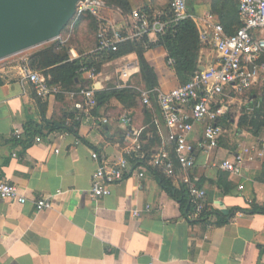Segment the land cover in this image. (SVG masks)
Instances as JSON below:
<instances>
[{
  "label": "crops",
  "instance_id": "0c3cea01",
  "mask_svg": "<svg viewBox=\"0 0 264 264\" xmlns=\"http://www.w3.org/2000/svg\"><path fill=\"white\" fill-rule=\"evenodd\" d=\"M170 1L139 0V10L148 7L157 16ZM214 3L189 0V11L200 19L213 13ZM108 24L122 31L127 25L118 18L108 19ZM148 40L156 43L158 34ZM201 42L199 68L206 69L219 56L212 42ZM144 62L156 74L157 93L182 86L163 46L146 49ZM19 65L0 70L6 78L0 86V184L16 185L28 201L0 198V264H264V127L240 125L244 116L264 107L263 86L243 93L225 90L228 112L218 121L223 132L215 150L201 149L204 125H195L191 141L196 166L188 174L179 169L171 179L187 205L192 206L186 176L206 191L207 215L195 221L152 174L144 179L129 176L107 198L91 197L97 169L93 151L113 162L139 142L152 156L167 148L175 158L158 97L147 106L139 98L133 111L112 99L88 115L67 94L40 98ZM126 65L131 66L130 77L123 79ZM41 70L50 80L51 70ZM79 82L76 89L104 91L123 85L148 91L135 53L105 64L93 81L82 74ZM128 114L132 117L126 125L122 118ZM48 122L63 128L77 123L78 128L53 131ZM16 129L22 130V140L15 138ZM247 148L242 175L221 168L224 160ZM40 196H50L51 209H36L34 199ZM133 210L140 212L138 218Z\"/></svg>",
  "mask_w": 264,
  "mask_h": 264
},
{
  "label": "built area",
  "instance_id": "2783aa9c",
  "mask_svg": "<svg viewBox=\"0 0 264 264\" xmlns=\"http://www.w3.org/2000/svg\"><path fill=\"white\" fill-rule=\"evenodd\" d=\"M188 1L171 0L172 19L170 21L161 20L162 14L151 16L139 9H133L125 18L127 25L126 30L123 31H126V36L122 30L109 24L108 26L102 25L99 29L98 38L101 48L116 52L119 45L127 40H134L145 35L162 34L171 24L193 20L199 26L201 40L204 43L212 42L214 45L219 61L203 71L199 70L189 83L170 92H142L141 99L144 106L150 104L151 94L157 93L162 116L166 127L170 130L168 140L174 147L175 158L171 156L167 148H164L150 160L137 165L133 160L144 156L142 144L139 142L127 149L124 157L113 162L93 151L91 158L97 164L92 177L91 197L93 199L98 200L111 196L112 187L132 175L144 179L148 174L157 171L172 179L179 169L188 174L196 166L195 148L191 141V134L196 124L204 125L201 149L210 152L219 146L223 131L218 121L228 112L223 100L225 90L231 88L236 93H243L259 85L264 87V0H235L242 25L233 35L226 33L225 28L213 13L197 19L190 13ZM106 8V4L99 0L80 2L72 24L74 25L86 12H91L99 22L106 24L108 19L101 16V11H106ZM57 40L64 43L62 35ZM18 55L0 60V70L20 64L21 75L34 87L40 98L46 99L62 94L58 87L49 83L44 71L37 67L33 68L28 57L19 58ZM79 58L80 56L74 50H70L69 61ZM169 62L173 63L172 60ZM130 69V65L121 69L123 79L130 77ZM81 72L87 75L89 81L97 77L94 69L83 68ZM122 87L126 88L121 85ZM64 94L73 100H79L88 115H91L98 107L95 90L91 87H81ZM122 123H129L127 116L122 118ZM14 136L17 140H22V130L16 129ZM35 141L40 143L42 138H36ZM249 153L248 148L243 149L233 158L224 160L221 168L231 174L242 175ZM260 156L264 158V148ZM183 182L192 204L190 218L195 221L200 220L206 211L207 193L193 183L188 176ZM0 198L19 204H26L28 201L20 189L10 183L0 184ZM34 204L39 211L52 208L50 196L35 198ZM132 215L138 218L140 212L133 210Z\"/></svg>",
  "mask_w": 264,
  "mask_h": 264
},
{
  "label": "trees",
  "instance_id": "16d2710c",
  "mask_svg": "<svg viewBox=\"0 0 264 264\" xmlns=\"http://www.w3.org/2000/svg\"><path fill=\"white\" fill-rule=\"evenodd\" d=\"M102 1L110 7L113 6L120 8L126 15L133 10L129 0ZM143 11L148 15L155 14L154 9L148 7L144 8ZM162 14L163 16L161 17V20L170 21L172 19L170 3L168 8L163 10ZM213 14L219 16L220 23L229 35H233L242 25L238 15V5L235 0H215ZM71 24L72 22L69 26ZM84 24L86 25L85 30L89 37L88 44L84 45L83 42L74 43L73 41H69L67 44L57 42L53 46L35 53L29 59L33 68L37 67L40 70H51L49 83L58 87L62 91V94L76 90V87L80 83L79 81L82 75L81 70L83 68L88 70L94 69L98 75L105 64L133 53L139 56L142 63V75L146 83V89L148 91H156L158 86L156 82V74L154 70L149 69L145 64L144 51L158 45L163 46L167 50L168 59L173 61L175 74L182 85L189 83L195 73L199 71V57L203 43L201 42L198 25L193 20H184L177 24H171L167 27L164 33L158 34V40L156 43H150L148 36L145 35L134 40L123 42L119 45L116 52H113L110 49L101 48L98 33L100 27L102 25L107 26L106 24L99 22L91 12H86L76 21L73 28L74 33L80 34V32H85L82 30L85 27ZM123 34L126 36V31H123ZM72 47L80 54V58L74 61H69V52ZM45 74L47 75V72H45ZM5 82L6 78L0 75V86L4 85ZM60 95L61 94L58 96ZM141 96L142 91L136 88H114L104 91H95L98 106H102L110 102L112 99H115L124 109L129 111H133L136 108L137 100L141 98ZM156 97V92L152 93L150 96L151 100L154 99L155 101ZM261 107L262 108L256 110L252 115L244 116L240 121V125L243 126L247 124L256 130L264 127V107ZM49 123L50 122H48V127L53 131L66 130L76 132V129L78 128L77 123H73L71 127L66 128L61 127L59 124L51 126ZM142 151L144 155L143 158H136L133 160L137 165H141L143 162H146L153 157L151 155V150L148 147H143ZM152 175L161 182L165 190L171 196H174L181 202V205L183 206V209L186 210L187 214H191L192 206L186 204L183 194L178 192L171 179L157 171H153ZM205 215H207V211L204 212L202 218L205 217Z\"/></svg>",
  "mask_w": 264,
  "mask_h": 264
},
{
  "label": "water",
  "instance_id": "95a60500",
  "mask_svg": "<svg viewBox=\"0 0 264 264\" xmlns=\"http://www.w3.org/2000/svg\"><path fill=\"white\" fill-rule=\"evenodd\" d=\"M85 1L0 0V60L60 38ZM131 117L128 114L127 120Z\"/></svg>",
  "mask_w": 264,
  "mask_h": 264
},
{
  "label": "rangeland",
  "instance_id": "374dc122",
  "mask_svg": "<svg viewBox=\"0 0 264 264\" xmlns=\"http://www.w3.org/2000/svg\"><path fill=\"white\" fill-rule=\"evenodd\" d=\"M99 1H102V0H99ZM130 1V4H131V7L134 8V9H139V0H129ZM104 2V1H102ZM105 3V2H104ZM106 4V3H105ZM106 11H101V16L102 17H105L107 19H110V18H118L119 20H126L125 18L128 16V14L126 15L123 11H121L120 8H117V7H113V6H108L106 4ZM73 24H71L66 30L65 32L62 34V40L64 41V43H68L69 41H73L74 43L75 42H83L84 45L88 44V40H89V37H88V34L86 33V25L85 27L82 29L84 30L85 32H80V34H75L74 33V25L72 26ZM83 25V26H84ZM82 26V27H83ZM57 42H61L59 40H54V41H51V42H48L44 45H41V46H38V47H35L34 49H31V50H28L26 51L27 53H21L20 55H18V57H30L29 54L32 53V54H35L36 52H39L40 50H43L45 48H48V47H51L53 46L55 43ZM72 49H75L72 47Z\"/></svg>",
  "mask_w": 264,
  "mask_h": 264
}]
</instances>
